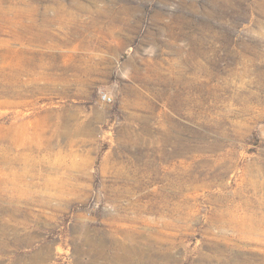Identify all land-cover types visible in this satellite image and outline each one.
<instances>
[{
    "label": "rangeland",
    "instance_id": "obj_1",
    "mask_svg": "<svg viewBox=\"0 0 264 264\" xmlns=\"http://www.w3.org/2000/svg\"><path fill=\"white\" fill-rule=\"evenodd\" d=\"M0 264H264V0H0Z\"/></svg>",
    "mask_w": 264,
    "mask_h": 264
},
{
    "label": "bare ground",
    "instance_id": "obj_2",
    "mask_svg": "<svg viewBox=\"0 0 264 264\" xmlns=\"http://www.w3.org/2000/svg\"><path fill=\"white\" fill-rule=\"evenodd\" d=\"M16 162H18V160L16 161ZM17 164V163H16ZM18 164H20V163H18ZM15 175V174H14Z\"/></svg>",
    "mask_w": 264,
    "mask_h": 264
}]
</instances>
